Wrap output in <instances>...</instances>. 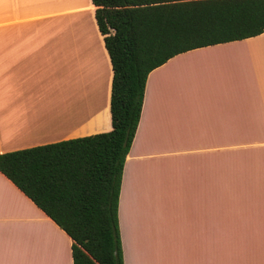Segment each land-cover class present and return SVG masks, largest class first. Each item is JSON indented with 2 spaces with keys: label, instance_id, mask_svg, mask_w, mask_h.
I'll list each match as a JSON object with an SVG mask.
<instances>
[{
  "label": "crops",
  "instance_id": "crops-1",
  "mask_svg": "<svg viewBox=\"0 0 264 264\" xmlns=\"http://www.w3.org/2000/svg\"><path fill=\"white\" fill-rule=\"evenodd\" d=\"M95 9L0 0V152L112 128ZM118 228L124 264H264V32L150 71ZM71 243L0 172V264H72Z\"/></svg>",
  "mask_w": 264,
  "mask_h": 264
},
{
  "label": "trees",
  "instance_id": "trees-1",
  "mask_svg": "<svg viewBox=\"0 0 264 264\" xmlns=\"http://www.w3.org/2000/svg\"><path fill=\"white\" fill-rule=\"evenodd\" d=\"M110 57L112 128L0 152V172L72 239V264H124L118 199L148 74L198 47L264 32V0H92Z\"/></svg>",
  "mask_w": 264,
  "mask_h": 264
},
{
  "label": "rangeland",
  "instance_id": "rangeland-1",
  "mask_svg": "<svg viewBox=\"0 0 264 264\" xmlns=\"http://www.w3.org/2000/svg\"><path fill=\"white\" fill-rule=\"evenodd\" d=\"M222 202V207H224L223 205H228L227 204V202L228 201H221ZM225 208H227V207H225ZM239 209H237V208H232V210L230 211V213H233V214H238L239 213ZM222 225V224H221ZM225 225H227L229 228L228 229H226L225 228ZM237 226L238 225H233V221H232V223L231 224H229L227 221H224V223H223V225H222V228H221V230H223V229H225V230H230V228L232 229V228H237ZM39 230H37V231H35V232H38ZM224 233H222L221 235H223ZM156 249H157V247H155ZM32 254H33V251H32Z\"/></svg>",
  "mask_w": 264,
  "mask_h": 264
}]
</instances>
